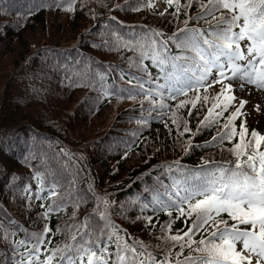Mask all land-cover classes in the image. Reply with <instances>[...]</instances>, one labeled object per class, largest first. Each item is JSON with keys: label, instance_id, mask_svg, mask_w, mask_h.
Here are the masks:
<instances>
[{"label": "trees", "instance_id": "16d2710c", "mask_svg": "<svg viewBox=\"0 0 264 264\" xmlns=\"http://www.w3.org/2000/svg\"><path fill=\"white\" fill-rule=\"evenodd\" d=\"M148 2L0 0V224L15 230V239L47 224L46 245L53 247L66 240L65 225L93 214L94 231L105 223L115 225L113 231L123 230L122 238L137 252L141 245L146 249L140 259L146 261L151 252L160 261L172 243L165 235L185 230V222L174 209L170 217L157 201L167 202L169 186L185 172L194 174L202 158L215 163L234 159L230 149L238 136L213 139L231 106L216 122L200 123L216 95L210 87L177 97L195 99V104L176 106L169 99L164 110L153 109L142 95L127 98L129 79L147 73L136 66L138 51L122 45L147 43L153 31L166 34L155 39H166L183 26L185 10L189 15L199 11L195 2L184 9L181 0L178 17L174 6L155 14ZM190 26L205 25L193 19ZM169 48L175 53L173 45ZM144 64L155 80L159 69L150 59ZM185 121L189 132L183 131ZM233 124L238 132L240 122ZM50 186L58 197H48ZM60 199L61 210L45 217L50 201ZM98 206L107 212L106 221H100ZM109 248L115 251V244ZM185 255L187 250L179 259ZM6 256L11 252L0 238V259Z\"/></svg>", "mask_w": 264, "mask_h": 264}, {"label": "snow or ice", "instance_id": "6c2138e0", "mask_svg": "<svg viewBox=\"0 0 264 264\" xmlns=\"http://www.w3.org/2000/svg\"><path fill=\"white\" fill-rule=\"evenodd\" d=\"M194 2L199 11L189 15L185 10L183 26L166 39H155L166 34L153 31L147 43L137 41L122 45L138 51L136 66L147 73L146 78L129 79L127 98L142 95L153 109L161 110L169 107L166 103L169 99L176 101V106L195 104V99L177 100V97L188 94L192 88L197 92L201 87L207 90L210 79L211 84L220 87L200 121L210 124L223 117L224 110L237 101L234 95L237 88L244 91L245 85H249L264 91V0H185L183 8H190ZM153 3L154 0H149L148 7ZM164 3L174 6L177 17L181 14V0H164ZM193 19L205 26H190ZM170 44L175 47V53L170 51ZM146 58L159 69L155 80L144 64ZM132 62L133 58L129 57V63ZM235 80L240 83L230 82ZM145 83L150 86L146 88ZM105 95L113 93L105 92ZM203 99L207 103L208 97ZM246 103L243 98L238 99L239 106L228 113L221 132L213 138L232 141L238 136L230 149L234 159L215 163L202 158L194 174L185 172L169 186L167 202L157 201L170 217L174 209L175 217L185 222V230L165 235L172 243L160 261H156L151 252L146 261L140 259L146 249L141 245L142 250L137 252L135 245H129L122 238L123 230L113 231L115 225L105 223L97 233L92 226L93 214H88L75 224L65 225L66 240L53 247L46 245L51 232L47 224L42 231L22 240L14 238L15 230L10 231L0 224V238L11 252L10 257L0 259V264H264V133L252 129L246 139L248 129L243 119L238 132L233 124L234 118L242 116ZM173 123L179 127L176 120ZM183 131H190L186 121ZM48 197H58L54 186L49 187ZM67 199L71 200L72 195ZM63 204L64 199L59 203L50 201L45 217L51 210L60 211ZM78 206L79 201L73 205V216ZM96 212L100 221L107 220L105 210L98 206ZM146 219L151 221V217ZM168 228L171 229V221ZM60 231L57 228V232ZM196 234L199 239H193ZM112 243L115 251L109 248ZM173 248L177 249L175 261L170 258ZM185 250L187 255L179 259Z\"/></svg>", "mask_w": 264, "mask_h": 264}, {"label": "rangeland", "instance_id": "374dc122", "mask_svg": "<svg viewBox=\"0 0 264 264\" xmlns=\"http://www.w3.org/2000/svg\"><path fill=\"white\" fill-rule=\"evenodd\" d=\"M161 5V6H160ZM164 4L159 2L158 0H154V3L151 7L152 12H161L164 9ZM234 84H239V80L230 81ZM208 87H210L215 94L219 93L220 87L219 85L211 84V80L208 81ZM258 91L253 86L245 85L244 91H240L237 88L234 92V95L237 97V101H234L231 105V110L234 107H238V99L243 98L247 101V103L242 108V116H238L234 118V120H238L241 122L243 119L246 128H249L251 125L256 128L257 131L264 133V91ZM219 103V101H217ZM254 105L260 106L259 110H257ZM218 110V109H217Z\"/></svg>", "mask_w": 264, "mask_h": 264}, {"label": "bare ground", "instance_id": "6f19581e", "mask_svg": "<svg viewBox=\"0 0 264 264\" xmlns=\"http://www.w3.org/2000/svg\"><path fill=\"white\" fill-rule=\"evenodd\" d=\"M257 90V89H256ZM261 91V90H260ZM255 92V91H254ZM259 92V90L258 91H256L255 93H258Z\"/></svg>", "mask_w": 264, "mask_h": 264}]
</instances>
